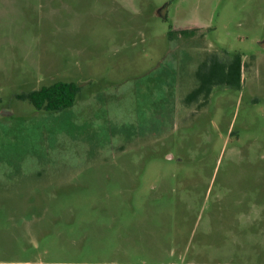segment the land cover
I'll return each mask as SVG.
<instances>
[{"label":"rangeland","instance_id":"obj_1","mask_svg":"<svg viewBox=\"0 0 264 264\" xmlns=\"http://www.w3.org/2000/svg\"><path fill=\"white\" fill-rule=\"evenodd\" d=\"M5 262L264 264V0H0Z\"/></svg>","mask_w":264,"mask_h":264},{"label":"trees","instance_id":"obj_2","mask_svg":"<svg viewBox=\"0 0 264 264\" xmlns=\"http://www.w3.org/2000/svg\"><path fill=\"white\" fill-rule=\"evenodd\" d=\"M173 33L174 32L171 31L170 35ZM221 64L212 61L211 63H206L202 66V68L210 66L208 76H204V73L202 74L200 72L202 84L200 88L195 90L189 96V99L196 98L203 93L209 94L210 88L206 83L212 79V85L214 83H216V85H226L231 87L239 85L241 78V63L239 59L229 65ZM80 93L81 87L79 85L75 83L58 82L50 86H44L39 90L19 94L16 97L22 101H29L38 111L56 113L74 107L76 99Z\"/></svg>","mask_w":264,"mask_h":264},{"label":"crops","instance_id":"obj_3","mask_svg":"<svg viewBox=\"0 0 264 264\" xmlns=\"http://www.w3.org/2000/svg\"><path fill=\"white\" fill-rule=\"evenodd\" d=\"M0 264H17V263H6V262H5V263H0ZM18 264H31V263H29V262H23V263H20V262H19Z\"/></svg>","mask_w":264,"mask_h":264}]
</instances>
